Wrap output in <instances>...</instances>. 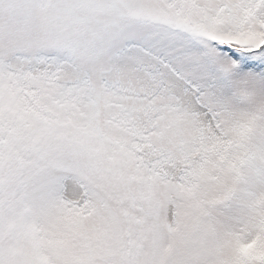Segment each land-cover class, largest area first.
<instances>
[{
  "label": "snow or ice",
  "instance_id": "1",
  "mask_svg": "<svg viewBox=\"0 0 264 264\" xmlns=\"http://www.w3.org/2000/svg\"><path fill=\"white\" fill-rule=\"evenodd\" d=\"M0 264H264V0H0Z\"/></svg>",
  "mask_w": 264,
  "mask_h": 264
}]
</instances>
